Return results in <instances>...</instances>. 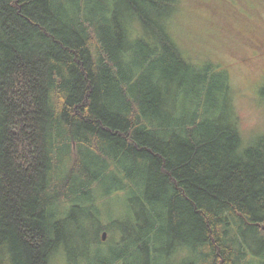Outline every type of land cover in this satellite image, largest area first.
<instances>
[{
  "label": "trees",
  "instance_id": "1",
  "mask_svg": "<svg viewBox=\"0 0 264 264\" xmlns=\"http://www.w3.org/2000/svg\"><path fill=\"white\" fill-rule=\"evenodd\" d=\"M176 5L0 0V264H81L82 242L86 264H264V135L172 38ZM98 200L124 210L106 245Z\"/></svg>",
  "mask_w": 264,
  "mask_h": 264
},
{
  "label": "rangeland",
  "instance_id": "2",
  "mask_svg": "<svg viewBox=\"0 0 264 264\" xmlns=\"http://www.w3.org/2000/svg\"><path fill=\"white\" fill-rule=\"evenodd\" d=\"M168 29L186 58L199 64L213 63L227 73L231 113L242 140L246 145L257 142L264 135V0H177ZM106 186L97 185L95 195L102 197ZM119 194L127 198V193ZM99 205L102 216L98 220L108 227L107 239L102 240L101 231L99 242L106 245L118 237L114 220L118 214L120 219L124 210L113 204L109 216L108 206L101 201ZM86 247L83 242L77 247L81 264L87 263L85 255L92 256L96 250L91 247L88 252ZM180 248L172 255L176 262L190 255L185 245ZM66 249L63 244L50 264H69Z\"/></svg>",
  "mask_w": 264,
  "mask_h": 264
},
{
  "label": "water",
  "instance_id": "3",
  "mask_svg": "<svg viewBox=\"0 0 264 264\" xmlns=\"http://www.w3.org/2000/svg\"><path fill=\"white\" fill-rule=\"evenodd\" d=\"M102 239H103V240H106V239H107V232H106V231L103 232V234H102Z\"/></svg>",
  "mask_w": 264,
  "mask_h": 264
}]
</instances>
